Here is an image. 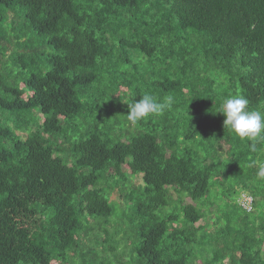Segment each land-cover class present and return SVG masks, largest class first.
<instances>
[{
	"label": "trees",
	"instance_id": "obj_1",
	"mask_svg": "<svg viewBox=\"0 0 264 264\" xmlns=\"http://www.w3.org/2000/svg\"><path fill=\"white\" fill-rule=\"evenodd\" d=\"M235 95L264 112V0H0V264H264Z\"/></svg>",
	"mask_w": 264,
	"mask_h": 264
},
{
	"label": "clouds",
	"instance_id": "obj_2",
	"mask_svg": "<svg viewBox=\"0 0 264 264\" xmlns=\"http://www.w3.org/2000/svg\"><path fill=\"white\" fill-rule=\"evenodd\" d=\"M174 103V97L171 95L160 101L146 93L138 101L128 104L127 119L135 124L150 116L162 115L166 110H170ZM248 105L249 101L243 95L230 96L223 100L218 112L225 117L224 128H228L241 139L253 142L250 147L255 151V141L264 139V112L250 110ZM258 176L264 179V169L258 172ZM251 201V197H249L247 199L249 209Z\"/></svg>",
	"mask_w": 264,
	"mask_h": 264
},
{
	"label": "rangeland",
	"instance_id": "obj_3",
	"mask_svg": "<svg viewBox=\"0 0 264 264\" xmlns=\"http://www.w3.org/2000/svg\"><path fill=\"white\" fill-rule=\"evenodd\" d=\"M239 198H237V200H238ZM248 202H249V200H248ZM210 218V222H211V224L215 221L214 220V218L213 217H209ZM203 221V220H202ZM202 222L201 221H199V224H201Z\"/></svg>",
	"mask_w": 264,
	"mask_h": 264
},
{
	"label": "bare ground",
	"instance_id": "obj_4",
	"mask_svg": "<svg viewBox=\"0 0 264 264\" xmlns=\"http://www.w3.org/2000/svg\"><path fill=\"white\" fill-rule=\"evenodd\" d=\"M193 158H196V157H193ZM195 160V159H194Z\"/></svg>",
	"mask_w": 264,
	"mask_h": 264
}]
</instances>
